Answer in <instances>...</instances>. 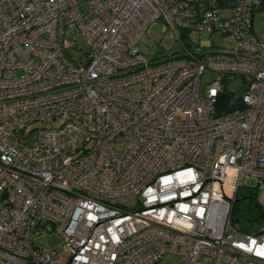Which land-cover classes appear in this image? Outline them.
I'll return each instance as SVG.
<instances>
[{
  "label": "built area",
  "instance_id": "1",
  "mask_svg": "<svg viewBox=\"0 0 264 264\" xmlns=\"http://www.w3.org/2000/svg\"><path fill=\"white\" fill-rule=\"evenodd\" d=\"M261 11L264 0H0V262L57 264L58 249L34 243L54 231L66 264H264V232L231 215L245 179L264 189ZM155 22L181 53L155 58ZM193 32L232 44L192 48Z\"/></svg>",
  "mask_w": 264,
  "mask_h": 264
},
{
  "label": "rangeland",
  "instance_id": "2",
  "mask_svg": "<svg viewBox=\"0 0 264 264\" xmlns=\"http://www.w3.org/2000/svg\"><path fill=\"white\" fill-rule=\"evenodd\" d=\"M252 32L257 37L261 44H264V11L254 13L252 17ZM148 39L154 44L151 46L155 50V58H161L168 53H181L182 46L174 38L167 36L165 27L159 22L152 23L148 28ZM183 43L190 45L192 48H196L201 44L210 42L212 48H218L219 46H229L232 44L230 38H222L218 33L207 32H193L190 33L188 38L182 35ZM78 46H82L81 40L77 37ZM214 75L211 72L206 71L200 78V92L202 93L206 84L211 82ZM239 84L236 81L232 88ZM241 92L235 91V97L237 98ZM44 124L37 123L31 126V128H42ZM232 221L237 230L246 234H257L264 232V189L257 190L253 188V180L247 178L244 184L238 189L235 201L232 205ZM237 220V222H236ZM35 245L42 250L58 249V263L66 264L68 260V254L65 250L60 248L61 240L59 236L50 231L39 235L34 240ZM0 264H2L0 262ZM156 264H178V258L171 254H165Z\"/></svg>",
  "mask_w": 264,
  "mask_h": 264
},
{
  "label": "trees",
  "instance_id": "3",
  "mask_svg": "<svg viewBox=\"0 0 264 264\" xmlns=\"http://www.w3.org/2000/svg\"><path fill=\"white\" fill-rule=\"evenodd\" d=\"M230 100V95L227 92H223L219 98H218V103L216 104V111L218 114H221L225 111H228L230 106H229V101ZM237 222V220H236Z\"/></svg>",
  "mask_w": 264,
  "mask_h": 264
}]
</instances>
